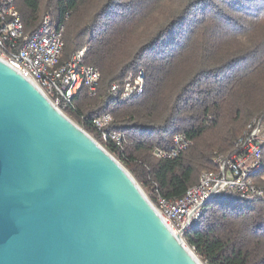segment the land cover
Returning <instances> with one entry per match:
<instances>
[{
	"label": "trees",
	"instance_id": "obj_1",
	"mask_svg": "<svg viewBox=\"0 0 264 264\" xmlns=\"http://www.w3.org/2000/svg\"><path fill=\"white\" fill-rule=\"evenodd\" d=\"M27 35L50 16L64 26L61 65L86 48L101 74L95 96L83 89L64 112L100 142L149 198L175 201L214 159L230 156L253 120L264 119V0H15ZM145 73L144 92L110 94L129 73ZM109 114L103 142L95 119ZM192 144L176 158L174 137ZM264 184L263 168L256 176ZM205 264H264V202L225 195L208 202L184 236Z\"/></svg>",
	"mask_w": 264,
	"mask_h": 264
},
{
	"label": "water",
	"instance_id": "obj_2",
	"mask_svg": "<svg viewBox=\"0 0 264 264\" xmlns=\"http://www.w3.org/2000/svg\"><path fill=\"white\" fill-rule=\"evenodd\" d=\"M198 260L135 177L0 61V264Z\"/></svg>",
	"mask_w": 264,
	"mask_h": 264
},
{
	"label": "built area",
	"instance_id": "obj_3",
	"mask_svg": "<svg viewBox=\"0 0 264 264\" xmlns=\"http://www.w3.org/2000/svg\"><path fill=\"white\" fill-rule=\"evenodd\" d=\"M64 33V26L46 16L39 29L27 35L15 0H0V61L33 84L61 112L70 107L83 89L95 96L101 80L99 70L84 63L86 48L61 65ZM145 79L143 71L129 73L122 84L112 85L110 94L120 96L122 102L128 101L144 92ZM112 123V116L105 114L95 119L94 127L103 142L121 147L123 136L108 131ZM191 144L185 135L178 134L171 151H158L156 156L176 158ZM263 151L264 119L253 120L238 139L235 152L214 159L216 170L203 171L197 184L183 197L175 201L159 198L151 204L168 229L185 242V234L203 219L208 202L225 195L239 196L247 202H264V184L255 179L263 168Z\"/></svg>",
	"mask_w": 264,
	"mask_h": 264
},
{
	"label": "rangeland",
	"instance_id": "obj_4",
	"mask_svg": "<svg viewBox=\"0 0 264 264\" xmlns=\"http://www.w3.org/2000/svg\"><path fill=\"white\" fill-rule=\"evenodd\" d=\"M62 113L68 118V119H70L75 125H77L78 127H80V125H79V123L75 120V119H73L69 114H67L66 112H64V111H62ZM81 128V127H80ZM82 129V128H81ZM89 134V133H88ZM90 135V134H89ZM92 136V135H91ZM113 156V155H112ZM139 184V183H138ZM140 185V184H139ZM140 187H141V189L143 190V192H144V194H145V196L147 197V199L151 202V203H154L150 198H149V195H148V192H147V190L144 188V187H142L141 185H140ZM202 262V261H201ZM203 264H205V263H203Z\"/></svg>",
	"mask_w": 264,
	"mask_h": 264
},
{
	"label": "bare ground",
	"instance_id": "obj_5",
	"mask_svg": "<svg viewBox=\"0 0 264 264\" xmlns=\"http://www.w3.org/2000/svg\"><path fill=\"white\" fill-rule=\"evenodd\" d=\"M142 191H143V190H142ZM198 263H199V264H203V262H201L200 260H198Z\"/></svg>",
	"mask_w": 264,
	"mask_h": 264
}]
</instances>
